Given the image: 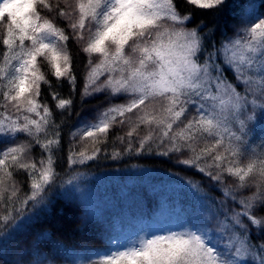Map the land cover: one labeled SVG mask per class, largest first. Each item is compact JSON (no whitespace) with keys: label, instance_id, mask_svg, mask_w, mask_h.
<instances>
[{"label":"snow or ice","instance_id":"snow-or-ice-1","mask_svg":"<svg viewBox=\"0 0 264 264\" xmlns=\"http://www.w3.org/2000/svg\"><path fill=\"white\" fill-rule=\"evenodd\" d=\"M185 2L204 10L227 4ZM241 19L243 26L217 43L214 28L188 27L192 16L176 0H0V143L6 145L0 148V247L51 211L57 188L89 203L86 174L78 168L100 158L113 127L127 125L113 140L126 146L105 158L153 148H162V156L181 154L177 162L207 177L222 199L199 197L215 211L178 229L151 221L130 237L110 236L76 264H264V16L251 3ZM70 40L88 58L81 101L106 92L125 102L70 133L64 180L57 154L66 121L56 123L39 98L42 84L52 89L43 64L57 81H68V98L51 95L62 117L70 113L77 83ZM21 134L28 140L16 143ZM21 171L27 191L14 176ZM179 182L200 193L197 182ZM50 241V232H36L14 264H56L55 253L72 264L76 253L56 243L46 251Z\"/></svg>","mask_w":264,"mask_h":264},{"label":"trees","instance_id":"trees-1","mask_svg":"<svg viewBox=\"0 0 264 264\" xmlns=\"http://www.w3.org/2000/svg\"><path fill=\"white\" fill-rule=\"evenodd\" d=\"M176 2L182 13L192 16L188 27L203 24L207 28H214L217 43L221 36L232 37L235 30L243 26L244 22L241 19L243 6L254 3L259 14L264 16V0H227L225 7L208 10L187 5L185 0H176ZM66 23L65 21L60 26L65 27ZM68 31L70 32V29ZM69 48L73 53V73L77 81L76 91L71 93L74 102L70 113L65 111L62 117L60 110L55 108L56 101L51 95V91L54 90L59 92L62 98H68L70 95L68 81L63 78L57 81L48 67L43 64L42 71L51 82L52 89L42 84L39 98L52 109L56 123H60L61 119L66 121L61 130L62 151L57 154V171L62 172L64 180L68 179L66 158L68 146L72 142L70 133L76 131L82 124L94 123L98 115L111 105L125 102L123 98L110 99L106 92L94 94L81 101L88 58L79 51V46L75 45L74 41H69ZM93 59L95 62L96 58ZM127 130V125L112 128L108 143L102 145L109 156L113 147L120 151L124 149L126 145L119 142L113 145V140ZM144 131L141 128V135ZM26 140L28 138L21 134L16 143ZM5 146L0 143V148ZM80 147L83 145L77 138V151ZM161 150L163 149L153 148L151 153L145 151L139 155L133 152L115 160L105 158V152H102L98 160L89 161L86 166H79L78 170L86 174L82 187L90 191L96 213H91L87 203L79 197L69 198L59 195L64 189L57 188L56 194L53 195L54 204L51 211L42 214L35 225L29 227L27 232L18 235L6 247H0V264H14V261L20 258L21 251L26 249L27 241H30L38 231L51 233V241L48 242L46 251H51L53 243L59 244L76 253L72 258V264H75L78 258L87 254L86 250L101 248L107 243L108 237L118 235L115 221H121L119 224L123 228L135 230L137 225L134 219L137 220V217L140 221L163 217L168 224L180 225L183 221L195 219L198 215L209 216L215 211L216 206L211 200L201 201L199 197L207 195L218 203L222 199L219 189L214 188L208 178L194 168L177 162L185 156L178 153H170L169 156L157 154ZM40 152L39 146L34 145L31 156L38 160ZM246 162L245 158L241 159V164ZM14 176L23 190L27 191V174L21 171L14 173ZM180 178L197 182L200 185V193L193 195L179 182ZM227 183L231 184L233 181L228 179ZM85 218H87L86 222ZM55 255L56 264H68L63 254L55 253Z\"/></svg>","mask_w":264,"mask_h":264},{"label":"rangeland","instance_id":"rangeland-1","mask_svg":"<svg viewBox=\"0 0 264 264\" xmlns=\"http://www.w3.org/2000/svg\"><path fill=\"white\" fill-rule=\"evenodd\" d=\"M227 75L229 76V78L232 77V73L231 72H227ZM94 203L93 202H89L87 203V206L89 207V210L91 211V213H96V210L94 209ZM151 221H159L162 224L168 225L169 227H172L174 229H178L179 228V224H168V222H166L164 220L163 217H159L158 219H143L142 221L139 220V217H137V220L134 219L135 224L137 225L135 230H132L130 228H123L121 224H119L121 221H115V225L117 226V230H118V235L120 238H126V237H130L133 233H136L139 231V229L142 227L143 224L147 223V222H151ZM177 223V222H176ZM82 257L78 258V260H80ZM77 260V261H78ZM76 264V262H75Z\"/></svg>","mask_w":264,"mask_h":264}]
</instances>
